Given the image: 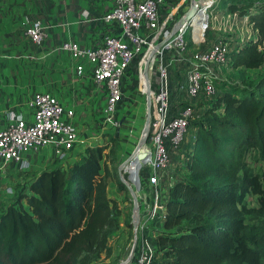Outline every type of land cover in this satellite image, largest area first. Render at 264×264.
Segmentation results:
<instances>
[{"label": "trees", "instance_id": "1", "mask_svg": "<svg viewBox=\"0 0 264 264\" xmlns=\"http://www.w3.org/2000/svg\"><path fill=\"white\" fill-rule=\"evenodd\" d=\"M249 13L264 34V0H222ZM264 54L255 42L232 52L233 67L257 68ZM220 92L195 120L186 173L169 188L162 264H264V220L253 227L247 215L264 218L261 204L242 202L262 179L248 167L247 154L264 156V74L252 85L219 81ZM88 145L65 168L57 164L27 181L0 208V264H102L113 254L112 236L121 228L123 207L111 196L109 180L128 191L110 141ZM109 148V149H107ZM117 148V150H116ZM106 262L104 264H111Z\"/></svg>", "mask_w": 264, "mask_h": 264}, {"label": "built area", "instance_id": "2", "mask_svg": "<svg viewBox=\"0 0 264 264\" xmlns=\"http://www.w3.org/2000/svg\"><path fill=\"white\" fill-rule=\"evenodd\" d=\"M106 1L109 6L100 19L120 27V34L106 33L95 46L64 39L57 48L81 59L77 64L78 74L88 69L93 81L106 89L102 129L119 126L117 107L124 95L127 73L136 68L143 79L144 66L150 58L151 123L145 146L147 157L141 160L139 168L143 190L139 197V222L137 226L132 225L131 250L134 247V251L119 264H158L162 254L159 235L166 217L161 172L176 149L179 163L186 158L183 148L189 126L202 116V108L220 92L218 68L231 61L232 52L245 43L255 42L264 54V34L250 22L248 12L241 14L227 6L215 11L222 0H195L198 4L195 14L174 33V25L190 7L191 0ZM83 13L89 16L87 9ZM214 22L222 33L230 34L227 36L230 39L209 34ZM241 25L243 27L237 30ZM232 30L236 31L231 33ZM26 33L34 43L41 44L45 36L42 19H34ZM250 33L253 36L248 41L233 42L236 37L243 38ZM176 69V74L184 75L186 80L180 79L174 85L172 75ZM143 84L146 93L144 80ZM31 105V120L12 115L11 120L0 127V181L6 177L10 164L21 160L23 152L39 151L46 145L54 148L55 161L67 168L68 157L79 142L73 110L65 116L64 106L56 94L37 91ZM192 148L190 144L189 150Z\"/></svg>", "mask_w": 264, "mask_h": 264}, {"label": "crops", "instance_id": "3", "mask_svg": "<svg viewBox=\"0 0 264 264\" xmlns=\"http://www.w3.org/2000/svg\"><path fill=\"white\" fill-rule=\"evenodd\" d=\"M108 6L109 2L106 0H0V127L7 124L12 115L31 120V101L34 93L49 91L59 97L65 116L69 110H73L72 118L77 123L79 142L71 153L70 162L80 158L88 145L107 142L108 134L118 138L121 149L118 153L119 161L122 162L130 156L144 126L141 124L142 107L127 98L136 84V68L130 69L124 80V95L117 107L119 126L102 129L106 89L93 81L92 73L88 69L78 74L77 64L81 59L57 48L64 39H73L83 46H95L106 33L120 34V27L100 19V15ZM85 9L89 11V16L84 15ZM36 18H41L45 24V36L41 44L34 43L26 33L27 26ZM85 66L88 67V64ZM176 73L177 69L172 75L174 85L180 79L182 82L186 80L184 75ZM144 101L143 112L147 110L146 93ZM130 111H133L132 114L137 113L136 118L131 117ZM195 120L197 119H194L188 128L190 138L193 137L192 144L197 132ZM125 152L128 156L122 158ZM55 162V151L50 145L39 151H25L20 161L9 165L7 175L2 180L3 185L12 184L17 177L24 174L25 179L29 181L41 170L52 168ZM135 163L139 162L136 160ZM144 175H147L146 171ZM181 177L175 171L167 175V172L162 170L161 186L165 203L170 186ZM110 185L118 188L113 179L109 180ZM118 189L110 195L120 200L124 197L125 190ZM12 200L13 198L1 202L0 208ZM114 257L112 254L102 258L111 262ZM164 260L162 254L159 255L158 264H162Z\"/></svg>", "mask_w": 264, "mask_h": 264}, {"label": "rangeland", "instance_id": "4", "mask_svg": "<svg viewBox=\"0 0 264 264\" xmlns=\"http://www.w3.org/2000/svg\"><path fill=\"white\" fill-rule=\"evenodd\" d=\"M225 4L221 1L219 4L214 8L215 11L218 10H224ZM213 25L212 29L210 30V35L212 37H217L221 36L224 39H230L227 37V33H222L216 22ZM245 26V25H244ZM243 25L237 27V30L242 28ZM236 30H232L231 33H234ZM220 32V33H219ZM237 35V34H233ZM253 35L250 33L249 35H245V37H234V41L236 44H240L242 42L248 41ZM219 70V77H218V83L219 81H235L240 84H246V85H252L254 84L263 74H264V63L257 67V68H247L246 66H241V67H233L231 64V61L226 65H223L218 68ZM135 87L132 88V92H130V95L127 97L129 100H132L136 102L138 105L142 107L144 110L145 108V90H144V84H143V79L140 76V73L137 72L135 73ZM141 109V115H142V123L144 125L145 121V116H146V110L143 112ZM133 111H130V115H132V118H136L135 115L137 113H133ZM193 123V121H192ZM142 128V125H141ZM141 130V129H140ZM189 130V129H188ZM189 132V131H188ZM187 132V139L185 142V147L183 148V154L186 155L189 150L190 144H192L193 137L190 138V135ZM190 133V132H189ZM141 134V133H140ZM140 134L138 135L136 142H138L140 138ZM110 136L108 137L109 141ZM133 144V143H132ZM112 145H118V139L115 141H110L109 148ZM107 148V149H109ZM117 150V148H116ZM129 151V149H127ZM121 152V149L117 150L113 155L116 157V165L117 169L121 161H119V156L118 153ZM127 152L123 153L122 158H125L128 156L126 154ZM178 150L176 149L171 153V158L164 167V171L167 172V175L169 173H172V171L177 172L179 176H183L186 171L184 170V162L181 161V163L178 162L177 157H178ZM71 155L68 157L70 159ZM128 158V157H127ZM184 161L185 158L183 157ZM136 159L133 160L125 169H124V175L126 179L129 181L131 185H134V178H133V173L134 171L138 168L139 163H135ZM247 163L248 167L253 173H257L261 179H262V184H263V192L262 194L256 193L252 190H249L245 196L243 197L242 202L245 203L248 206H258L261 204V195H264V156H262L258 149H250L247 154ZM58 163L55 162V165ZM54 165V166H55ZM171 169V170H170ZM131 171V172H130ZM133 171V172H132ZM130 172V173H129ZM182 172V173H181ZM29 174V173H28ZM18 178V179H17ZM16 181H14L12 184H7L6 186L3 185V182L0 181V205L1 202H5L14 199L16 196V192L26 183V177L25 174L21 177H17ZM117 190L118 188L115 187V185H110L108 188L109 193H112L114 190ZM119 190V189H118ZM4 194L3 196H1ZM121 206L123 207V215L121 217V228L118 230L111 238V244L113 246V254H114V260L113 263L111 264H119L122 259L127 257L130 253L131 246H132V240H133V231H132V219H133V196L131 192L125 191L124 197H122L120 200ZM264 218L255 216L254 214H249L247 215V221L255 227V225L259 224ZM256 228V227H255ZM118 252V253H117ZM117 253V254H116ZM105 258V256H102ZM101 263L104 264L106 261L104 259L101 260Z\"/></svg>", "mask_w": 264, "mask_h": 264}, {"label": "water", "instance_id": "5", "mask_svg": "<svg viewBox=\"0 0 264 264\" xmlns=\"http://www.w3.org/2000/svg\"><path fill=\"white\" fill-rule=\"evenodd\" d=\"M197 6H198L197 2L195 0H191L190 7L180 16V18L178 19V21L173 27L172 33H174L180 26L184 25L185 22L189 20L195 14L197 10ZM160 45L161 43H159L157 47H159ZM154 51L155 49L152 51V53ZM149 62H150V58L146 60V63L144 66V72H143V75L146 81L145 84H146V98H147V110H146V118H145L143 130L139 138V141L137 142V145L134 149V152L126 160L122 161L118 166V172H119L120 179L126 184V186L128 187L129 191L131 192L133 196V219H132L133 226H137L139 222L140 203H139L138 191L142 189L140 175H139V168L142 164L141 160H145L147 157V152L143 148L144 146H146L149 135H150L151 86H150V78H149ZM135 159L137 160V162H139V165L132 175L134 178V185H131L123 173V167L125 164L129 162H133V160ZM133 251H134V247L132 248L129 257H131Z\"/></svg>", "mask_w": 264, "mask_h": 264}, {"label": "bare ground", "instance_id": "6", "mask_svg": "<svg viewBox=\"0 0 264 264\" xmlns=\"http://www.w3.org/2000/svg\"><path fill=\"white\" fill-rule=\"evenodd\" d=\"M144 78V81H145V77H143ZM146 82V81H145ZM144 150H145V146H144V148H143ZM140 161V160H139ZM131 162H129V163H127V164H125L124 165V167H123V171H124V169L130 164ZM131 172V171H130ZM129 172V173H130ZM133 172V171H132ZM138 195H139V197L141 196V195H143V190H139L138 191Z\"/></svg>", "mask_w": 264, "mask_h": 264}]
</instances>
